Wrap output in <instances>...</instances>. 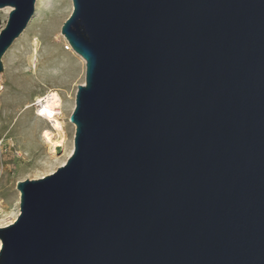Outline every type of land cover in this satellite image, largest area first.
<instances>
[{"label":"water","instance_id":"95a60500","mask_svg":"<svg viewBox=\"0 0 264 264\" xmlns=\"http://www.w3.org/2000/svg\"><path fill=\"white\" fill-rule=\"evenodd\" d=\"M72 1L74 151L0 264H264V0ZM37 2L0 0V75Z\"/></svg>","mask_w":264,"mask_h":264},{"label":"rangeland","instance_id":"374dc122","mask_svg":"<svg viewBox=\"0 0 264 264\" xmlns=\"http://www.w3.org/2000/svg\"><path fill=\"white\" fill-rule=\"evenodd\" d=\"M0 10V31L6 26L9 10ZM72 0H43L27 29L3 58L0 75V226L15 222L21 215V181L38 180L66 164L74 149L76 127L70 122L78 87L86 81V62L65 50L62 27L73 13ZM38 14V15H37ZM37 51L34 52L35 41ZM66 40V41H65ZM69 44V43H68ZM35 56V57H34ZM49 92L63 101L66 142L56 153L47 144L48 122L37 118V98ZM74 151V150H73ZM2 228V227H0Z\"/></svg>","mask_w":264,"mask_h":264},{"label":"bare ground","instance_id":"6f19581e","mask_svg":"<svg viewBox=\"0 0 264 264\" xmlns=\"http://www.w3.org/2000/svg\"><path fill=\"white\" fill-rule=\"evenodd\" d=\"M42 1L43 0H38L37 9L40 8ZM8 10H9L8 14H10L12 9H8ZM63 36L64 35L62 34V37ZM63 39H66V38L63 37ZM34 45L36 48L34 50L35 52L38 50L37 49L39 45L38 40L35 41ZM67 45H68V48L67 49L65 48V50H69L70 48V44L67 43ZM71 52L74 53V51H71ZM79 59L84 63L83 58L79 56ZM36 101L37 103L35 105H28L25 107V110L29 111L32 107L34 106L37 107L36 116L40 120V122H48V124H50V130L45 132V137L47 140V144L52 150V152L56 153L59 148L64 147L65 142H66L65 123L63 122V118H62L63 101L61 97L57 93H54V92H49L48 95L44 97V99L41 100V97H40V98H37ZM73 150L71 151L69 156L72 155ZM63 165H65V163L62 164V166ZM13 223L14 221L4 226H0V227L5 228L7 226H10ZM1 246H2V243L0 241V249H1Z\"/></svg>","mask_w":264,"mask_h":264},{"label":"built area","instance_id":"2783aa9c","mask_svg":"<svg viewBox=\"0 0 264 264\" xmlns=\"http://www.w3.org/2000/svg\"><path fill=\"white\" fill-rule=\"evenodd\" d=\"M68 43H69V42H68ZM68 51H74L71 45H70V48H69V50H68ZM42 99H44V97H43V98H41V100H42Z\"/></svg>","mask_w":264,"mask_h":264},{"label":"trees","instance_id":"16d2710c","mask_svg":"<svg viewBox=\"0 0 264 264\" xmlns=\"http://www.w3.org/2000/svg\"><path fill=\"white\" fill-rule=\"evenodd\" d=\"M0 25H1V22H0Z\"/></svg>","mask_w":264,"mask_h":264}]
</instances>
